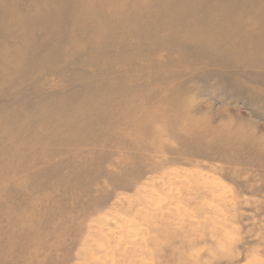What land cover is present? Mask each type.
<instances>
[{
  "label": "rangeland",
  "instance_id": "1",
  "mask_svg": "<svg viewBox=\"0 0 264 264\" xmlns=\"http://www.w3.org/2000/svg\"><path fill=\"white\" fill-rule=\"evenodd\" d=\"M47 14L43 9L38 16ZM3 29L0 43L18 41ZM111 32L105 31L107 42L85 44L74 58L63 52L54 65L33 69L16 84L0 75V87L12 89L0 93V111L8 116L0 122V151L11 142L40 147L28 143L39 128L38 121H30L32 109H50L78 86L90 82L95 90L104 88L119 97V83L102 57L106 51L129 88L146 86L144 68L166 65V83L153 77L160 91L156 97L169 94L178 100L195 117L197 126L191 129L199 134L188 137V130L184 137L173 136L157 124L154 129L162 132L156 138L158 150L140 151L154 168L131 187H115L99 173L71 193L67 186L56 187L57 175L49 167L75 146L87 150L94 144H61L67 150L52 158L48 155L54 146L48 144L47 161L27 169L30 177L22 187L15 177L25 171L6 172L0 179V211L7 209L8 215L0 214V264H264V65L236 69L218 55L205 67L192 63L194 67L181 69L174 57L195 61L187 47L115 40ZM45 33L39 26L28 38L40 49L27 62L35 63L53 49ZM123 48L128 53L155 50L157 57H127ZM115 150L100 148L107 155ZM123 154L127 157L125 152L115 157ZM103 167L118 181L131 177L118 172L114 163ZM28 225L33 231H27Z\"/></svg>",
  "mask_w": 264,
  "mask_h": 264
},
{
  "label": "bare ground",
  "instance_id": "2",
  "mask_svg": "<svg viewBox=\"0 0 264 264\" xmlns=\"http://www.w3.org/2000/svg\"><path fill=\"white\" fill-rule=\"evenodd\" d=\"M43 9L48 13L44 18L38 16ZM39 26L46 31L43 38L50 40L54 47L35 63H29L28 58L33 57L40 46H35L28 38ZM0 28H4L6 35L14 34L18 40L14 44L0 43V75H6L4 82L13 84L25 79L33 69L49 63L54 65L63 52H71L74 58L85 44L107 42V29L112 30L115 40L139 39L165 49L175 44L187 47L195 53V61L174 57L176 66L181 69L194 67L192 63L205 67L216 61L213 58L218 55L236 69L264 65V0H0ZM66 28L68 33L62 38L61 31ZM122 51L132 58L149 57L154 61L157 57L155 50L128 53L123 48ZM109 53L106 51L102 57L107 60L110 77L119 83L116 90L119 97L104 88L95 90L87 82L72 92V98L59 99L50 109L34 107L30 121H38L39 128L36 137L28 143H38L40 147L31 148L29 144L19 147L11 142L4 152L0 151V179L6 172L11 176L25 171L19 179L15 177L16 186L22 187L30 177L27 169L39 161L43 164L47 161L48 144L54 146L48 155L52 158L67 150L61 144L71 147L76 143L79 146L92 143L94 146L87 150L75 146L66 158L60 157L61 160L49 167L51 174L57 175L56 187L67 186L71 193V188L89 184L93 177L103 173L108 177L107 182L115 187L129 188L142 173L154 168L148 167V155L140 151L158 150L156 138L163 126L173 136L184 137L188 130L191 131L188 137L199 134L191 129L197 126L195 117L187 113V108L182 109L178 100L169 94L156 97L160 91L153 81L158 79L162 85L168 81L165 75L170 72L166 65L144 68L142 76L149 80L148 85L129 88L126 77L119 73L121 67L111 61ZM1 88L0 93L12 90ZM152 98L155 101L147 104ZM6 119L8 116L0 111V122ZM157 124H161V129H154ZM99 136H104L100 143ZM105 146L116 148V153L107 155L100 151ZM122 152L127 157L124 154L122 158L115 157ZM24 155H29L28 159ZM105 163H114L120 169L118 172L130 174V179L116 180L104 169ZM6 211L0 214L7 215ZM31 228L28 225L27 231H33Z\"/></svg>",
  "mask_w": 264,
  "mask_h": 264
}]
</instances>
